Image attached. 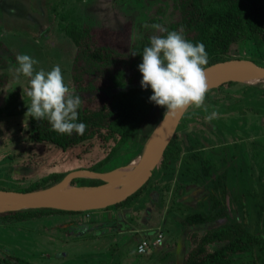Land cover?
Segmentation results:
<instances>
[{"label":"rangeland","instance_id":"374dc122","mask_svg":"<svg viewBox=\"0 0 264 264\" xmlns=\"http://www.w3.org/2000/svg\"><path fill=\"white\" fill-rule=\"evenodd\" d=\"M178 20L180 14L172 0H0V55L9 60L14 58L16 64L5 70L9 81L0 91V189L27 188L54 171L66 174V178L86 170L104 156L98 148L82 159L73 154L69 160L52 156L47 162L33 161L30 116H26L31 103L27 96L29 78L17 73V54H28L38 60L36 70L50 71L59 64L65 83L78 94L71 75L76 47L65 35L67 23L96 29L91 34L96 45L117 47L119 44L125 48L126 38L115 31L125 30L127 24L131 26L133 41L141 45L145 33L150 37L165 34L151 25L161 24L169 30ZM104 28L114 33H109V29L102 31ZM231 54L253 59L248 49L235 47ZM83 77L84 86L92 82L95 87H101L104 83ZM230 83L233 84L209 90L203 107H190L186 113L187 128L179 130L178 135L185 139L191 134V140L201 145L208 165L214 164L217 174L227 173V206L231 219L241 220L243 204L249 218H255L254 204L264 201V84ZM96 102L86 101L84 105ZM214 110L218 117L207 121L206 115ZM165 112L166 108L157 106L132 145L105 165L103 173L127 166L139 157L154 131L150 133L156 117L163 118ZM193 149L196 151L197 146ZM187 153H182L172 180L164 179L160 172L140 195L122 207L0 224V256L19 257L33 264H177L188 248L187 236L191 232L217 228L227 222L222 219L196 227L183 224L186 214L206 210L211 205L209 182L201 185L178 180ZM92 182L101 184L96 179H72L75 186ZM89 224L98 226L89 228ZM146 234L154 245L152 250L155 248L152 254H147L148 258L137 252L140 236ZM94 235L104 237L94 241ZM158 239H161L159 243ZM233 264L254 263L248 253L236 256Z\"/></svg>","mask_w":264,"mask_h":264},{"label":"trees","instance_id":"16d2710c","mask_svg":"<svg viewBox=\"0 0 264 264\" xmlns=\"http://www.w3.org/2000/svg\"><path fill=\"white\" fill-rule=\"evenodd\" d=\"M172 2L174 9L180 14V20L172 23L169 31L183 29V34L189 41L205 45L209 55V63L205 68L218 62L243 58L232 57L231 51L235 47L248 49L252 61L264 66V0H172ZM127 25L125 30L115 31L121 34L120 37L126 38L125 48L119 44L118 48L109 44L96 45L91 35L96 29L88 26H79L74 22L64 26L65 35L76 47L71 75L83 103L78 110V122L85 123L87 128L83 135L75 132L72 135H62L51 130L47 119L37 121L29 117L31 127L29 143L32 153L30 156H33L34 162H47L52 156L69 160L74 157L73 154H78L79 159H82L92 155L94 149L100 148L104 156L85 169L103 173L105 165L126 146L132 145L142 126L154 116L157 105L149 100L153 91L151 87L147 90L142 88L143 77L138 68L142 63L143 49L150 44V36L145 33L139 45L133 41L130 34L131 26ZM108 29L104 28L102 31ZM112 31L108 30L111 34L114 33ZM133 53L136 55H132ZM12 65H16L14 58L9 60L0 55V91L8 84L5 70ZM83 76L97 78L104 83L101 87H95L92 82L84 86ZM231 84L233 83H227ZM93 100L97 102L85 106L86 101ZM187 116L188 114H185L183 117L178 131L187 128ZM161 118L162 116L156 117L150 133ZM178 131L152 177L156 178L162 172L164 179L172 180L176 164L179 160L182 161V153L188 152L187 158H184V163L182 162L180 166L178 180L194 181L201 185L209 182L211 205L206 210L186 214L183 224L196 227L213 224L222 219H226L227 222L217 228L191 232L187 236L188 248L177 264H233L236 256L248 253L252 256L254 264H264V201L254 204L255 218H249L243 204L241 207L244 211L243 219H231L232 213L226 200L227 173L217 174L218 170L214 164L208 165L210 162L204 157L201 145L191 140V134L181 139ZM196 146L197 150L193 151V147ZM189 164H192V167ZM65 175L54 171L27 188L13 191L31 192L46 189L59 183ZM146 185L115 207H122L132 201L141 194ZM80 213L82 212L45 208L10 211L0 213V224L25 222L53 214ZM8 259L14 261V264H33L19 257L5 259L1 256L0 264H8Z\"/></svg>","mask_w":264,"mask_h":264},{"label":"clouds","instance_id":"9594fccd","mask_svg":"<svg viewBox=\"0 0 264 264\" xmlns=\"http://www.w3.org/2000/svg\"><path fill=\"white\" fill-rule=\"evenodd\" d=\"M151 27L165 34L150 37L138 66L142 88L151 87L153 91L150 102L166 108L165 117L190 107H203L209 91L205 69L209 55L205 45L189 41L183 29L169 31L161 24ZM16 61L17 73L29 78L27 96L31 103L26 116L37 121L47 119L51 130L62 135H83L87 125L78 122L82 99L65 83L60 65H54L50 71L36 70L39 61L28 54H17ZM217 117L214 110L205 119L210 122Z\"/></svg>","mask_w":264,"mask_h":264},{"label":"water","instance_id":"95a60500","mask_svg":"<svg viewBox=\"0 0 264 264\" xmlns=\"http://www.w3.org/2000/svg\"><path fill=\"white\" fill-rule=\"evenodd\" d=\"M205 69L209 90L230 83L231 81L235 82L229 80L215 85V79L218 73L223 71H243L255 74L264 79V66L258 65L254 61L246 58L218 62ZM189 109L190 108L185 112L176 115L169 114L165 117L164 114L151 135L152 137L157 131V137L154 144L147 151H144L146 145L144 146L140 163L131 174L122 180L118 179L113 181L104 178L105 174L111 173L114 170L107 173H98L87 170L77 172L88 173L101 182V184L83 185L78 187H88L95 190L99 189L101 193H105L108 188L116 187L117 191L111 197L74 195L63 192L58 187L64 180L73 175L71 174L66 178L64 177V180L62 179L61 182L46 189L31 192L0 190V204H3L6 207H14V209L0 211V213L41 208L84 213L103 210L123 203L140 191L150 181L154 171L161 163L166 149L176 135L183 117ZM189 130L190 129H188L187 132H189Z\"/></svg>","mask_w":264,"mask_h":264},{"label":"bare ground","instance_id":"6f19581e","mask_svg":"<svg viewBox=\"0 0 264 264\" xmlns=\"http://www.w3.org/2000/svg\"><path fill=\"white\" fill-rule=\"evenodd\" d=\"M229 80H233L238 83L241 82V83H245L249 85L264 84V79L252 73L243 72V71H223V72L218 73L215 79V85H218L220 83H223ZM156 137H157V131L147 142L144 151H147L148 149H150V147H152V145L154 144L156 140ZM142 155L143 153L129 165L116 168L114 169L113 172L105 174L104 178L113 180V181H116L118 179L122 180L123 178L131 174L136 169V167L138 166V164L140 163L142 159ZM73 178H81V179H88V180L96 179L94 176L88 173H75L71 175L70 177H68L66 180H64L59 185L58 188L68 194L86 195V196L91 195V196H101V197H111L117 191L116 187L108 188L106 189L105 193L103 192L101 193L99 189L95 190V189H91L88 187L74 186L72 184ZM10 209H14V207H6L3 204H0V211L10 210Z\"/></svg>","mask_w":264,"mask_h":264},{"label":"built area","instance_id":"2783aa9c","mask_svg":"<svg viewBox=\"0 0 264 264\" xmlns=\"http://www.w3.org/2000/svg\"><path fill=\"white\" fill-rule=\"evenodd\" d=\"M161 239L157 240V243H159ZM152 245L150 241L147 239H143L139 242L138 247H137V252L139 255H147L149 252L152 251Z\"/></svg>","mask_w":264,"mask_h":264},{"label":"crops","instance_id":"0c3cea01","mask_svg":"<svg viewBox=\"0 0 264 264\" xmlns=\"http://www.w3.org/2000/svg\"><path fill=\"white\" fill-rule=\"evenodd\" d=\"M85 219H86V216L83 215V216H82V220L85 221ZM93 225H97V226H98V224H89V226H90L89 228H92ZM100 225H101V224H99V226H100ZM91 230H92V229H91ZM90 232H91V231H90ZM115 235H116V234H114V236H115ZM103 237H104L103 235H101V236H95V235H94L93 240H94V241H98V238H103ZM147 237H148L147 234H146L145 236H142V237L140 236V240L147 239ZM138 244H139V243H138ZM154 250H155V248L153 247L152 252L149 253V254H152ZM149 254H148V255H149ZM148 255H146L147 258H148ZM143 257H144V256H143ZM147 258H146V259H147Z\"/></svg>","mask_w":264,"mask_h":264}]
</instances>
